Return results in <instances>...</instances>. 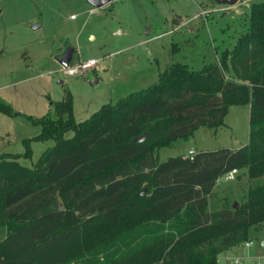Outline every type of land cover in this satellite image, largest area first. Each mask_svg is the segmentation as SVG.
<instances>
[{
	"label": "trees",
	"instance_id": "obj_1",
	"mask_svg": "<svg viewBox=\"0 0 264 264\" xmlns=\"http://www.w3.org/2000/svg\"><path fill=\"white\" fill-rule=\"evenodd\" d=\"M244 105L250 106L246 146L158 161L160 149L199 128L223 126L229 109ZM0 112L11 115L3 103ZM55 116L32 121L41 130L24 141L23 155L0 156V264H67L91 233L98 237L128 214L150 216L169 232L137 250V256L154 251L137 264H218L221 253L249 240V229L264 222V184L249 188L237 209L211 211L208 203L231 170L264 177V2L250 6L246 32L218 62L199 71L171 64L156 83L80 123L67 93ZM143 134L144 142H131ZM31 141L54 145L28 168L19 159L31 157ZM144 189L147 195L136 196Z\"/></svg>",
	"mask_w": 264,
	"mask_h": 264
},
{
	"label": "rangeland",
	"instance_id": "obj_2",
	"mask_svg": "<svg viewBox=\"0 0 264 264\" xmlns=\"http://www.w3.org/2000/svg\"><path fill=\"white\" fill-rule=\"evenodd\" d=\"M259 2L264 0H239L234 6L213 0H111L104 8L94 9L88 0H0V103L9 106L11 113L0 112V156L23 155L24 141L41 130L32 121L43 116L57 119L55 105L67 93L72 98L75 122L80 123L103 105L115 104L156 83L171 64H186L199 71L218 62L221 53L232 50L246 32L250 6ZM68 47L74 49L72 64L90 60L96 64L81 75H65L56 59ZM249 114L247 105L232 106L224 121L227 127L199 128L191 137L160 149L158 161L187 156L189 151L197 154L246 146ZM53 145V141H31V157H21L19 163L34 167ZM261 184L264 177L252 180L246 169L239 170L235 180L215 183L208 198L209 210L231 208L235 203L239 206L249 188ZM126 216V221L98 237L96 231L91 233L84 249L67 264L89 260L137 264V260H146L154 251L137 256V250L151 247L157 236L169 232L150 216ZM1 219L0 213V240L4 235ZM258 225L257 231L249 229L251 236L264 222ZM163 228L166 230L160 231ZM251 250L232 248L218 256V264H229L226 257L256 264L255 249ZM250 253L254 254L252 260L246 258Z\"/></svg>",
	"mask_w": 264,
	"mask_h": 264
},
{
	"label": "built area",
	"instance_id": "obj_3",
	"mask_svg": "<svg viewBox=\"0 0 264 264\" xmlns=\"http://www.w3.org/2000/svg\"><path fill=\"white\" fill-rule=\"evenodd\" d=\"M96 64V60H90L86 63L83 64H79V65H74V64H70L69 67L67 68H62L63 73L67 76H76V75H81L82 71L87 69L88 67L94 66ZM195 156V153L193 151H190L188 153V157L189 158H193ZM238 173L237 170H231L227 173H225L222 177L219 178V180L225 181V182H231L233 180H235V176ZM259 236L261 238L264 239V225L261 226V228L259 229L258 233ZM240 246H243L247 251H250L251 249H253L254 247L257 248H262L261 244L259 241H254L253 238H250L249 240H247L246 242H244L243 244H241ZM253 255L248 254V256L246 257L248 260H252ZM257 263L256 264H264V254H259V255H255ZM242 260L241 258H227V261L229 264H242Z\"/></svg>",
	"mask_w": 264,
	"mask_h": 264
},
{
	"label": "water",
	"instance_id": "obj_4",
	"mask_svg": "<svg viewBox=\"0 0 264 264\" xmlns=\"http://www.w3.org/2000/svg\"><path fill=\"white\" fill-rule=\"evenodd\" d=\"M218 5H226V6H234L238 3L239 0H213ZM111 0H88V4L92 6L94 9H102L105 6L109 5ZM38 26L34 28L36 30ZM73 53L74 49L71 47H68L65 51V53L56 59V62L62 67L67 68L72 63L73 59ZM147 139V134H143L142 136L136 137L132 139V143L134 144H140L144 142ZM148 191L147 189H144L136 194V196H144L147 195ZM234 209H237L238 205L235 203L233 205Z\"/></svg>",
	"mask_w": 264,
	"mask_h": 264
},
{
	"label": "crops",
	"instance_id": "obj_5",
	"mask_svg": "<svg viewBox=\"0 0 264 264\" xmlns=\"http://www.w3.org/2000/svg\"><path fill=\"white\" fill-rule=\"evenodd\" d=\"M71 19H73V17L71 16ZM249 108H250V106L249 105H247ZM226 118V117H225ZM225 118H224V121H225ZM222 127H227L226 126V124H225V122H224V124H223V126H221L220 128H222ZM218 129V128H217ZM217 129H213V130H217ZM224 148H226V147H224ZM239 148H242V147H236V148H234V149H230V148H227V149H230V150H236V149H239ZM190 152V151H189ZM188 152V153H189ZM183 157H188V154H187V156H183ZM219 181V179L217 180V182ZM251 238H253V240L254 241H259L260 242V244H261V247L262 248H257V247H254L252 250H254L255 249V251H254V253L256 254V255H259V254H264V239L263 238H261L260 236H258V234L256 233V234H254V236H252ZM251 250V251H252ZM251 254V253H250ZM251 255H254V254H251ZM255 256V255H254ZM225 260L227 261V257L225 258ZM218 263V262H217Z\"/></svg>",
	"mask_w": 264,
	"mask_h": 264
}]
</instances>
